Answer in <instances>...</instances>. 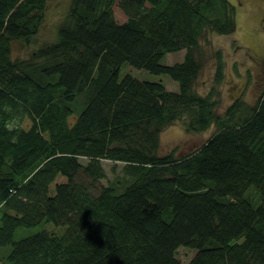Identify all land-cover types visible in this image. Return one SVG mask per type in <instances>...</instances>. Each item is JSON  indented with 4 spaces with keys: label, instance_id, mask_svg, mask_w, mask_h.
Here are the masks:
<instances>
[{
    "label": "trees",
    "instance_id": "1",
    "mask_svg": "<svg viewBox=\"0 0 264 264\" xmlns=\"http://www.w3.org/2000/svg\"><path fill=\"white\" fill-rule=\"evenodd\" d=\"M46 1L0 0V246L11 247L3 264H184L179 247L196 251L187 264H264V96L219 114L215 89L194 87L201 37L233 33L236 6L71 0L59 39L36 45ZM14 41L37 47L14 59ZM183 49L181 62H162ZM125 64L168 75L178 91L120 78ZM179 122L217 131L186 155H160V133ZM102 159L121 165L98 192ZM42 223L63 232L14 240Z\"/></svg>",
    "mask_w": 264,
    "mask_h": 264
},
{
    "label": "rangeland",
    "instance_id": "2",
    "mask_svg": "<svg viewBox=\"0 0 264 264\" xmlns=\"http://www.w3.org/2000/svg\"><path fill=\"white\" fill-rule=\"evenodd\" d=\"M229 1L237 9V28L231 34L206 32L201 37L200 56L203 66L194 85L200 94H207L211 89H215V97L218 100L216 112L219 114H222L235 100L240 99L248 106H255L264 96V0ZM70 5L71 0L46 1V6L42 11V23L35 40L36 45L48 41L55 42L59 39V26L68 16ZM114 15L120 23L127 20V16L117 3L114 6ZM36 45L31 44L27 47L20 41H14L12 43V58H29L37 47ZM185 54V49L167 53L162 62L168 65L181 62ZM218 54L223 62V77L219 83L215 78ZM126 74L139 80L161 82L168 90L178 91V83L168 75L149 73L125 64L121 68L120 78ZM84 101L85 94H78L77 104L74 102L71 107L79 112ZM216 131V125H212L202 132H188L182 122L172 124L160 133L158 153L164 155L175 150L177 156L186 155L205 143ZM80 160L82 163L87 162V159L84 158ZM101 162L106 171V178L97 185L98 192L102 186H107L114 180L113 167L121 165L107 159H102ZM120 168L121 166H118V169ZM64 180L60 176L57 181ZM250 196L253 199V204L258 205L259 200H257L256 193L252 191ZM43 230L59 234L63 232L61 227H56L52 223H42L32 228H18L14 234V240H20ZM10 250V246H0V264L6 261ZM195 253L194 249L179 247L176 257L182 263L187 264Z\"/></svg>",
    "mask_w": 264,
    "mask_h": 264
}]
</instances>
